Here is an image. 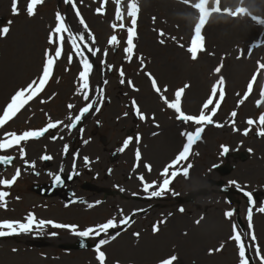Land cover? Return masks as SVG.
Masks as SVG:
<instances>
[{
  "label": "rangeland",
  "instance_id": "rangeland-1",
  "mask_svg": "<svg viewBox=\"0 0 264 264\" xmlns=\"http://www.w3.org/2000/svg\"><path fill=\"white\" fill-rule=\"evenodd\" d=\"M74 2L95 37L96 42L92 47L101 49L95 57L85 50V55L93 64L90 95H98V90L102 89L106 100L102 101L100 114L95 111L92 113L94 116L84 122L81 138L71 142L77 133L70 134L67 131L71 109L66 106L76 103V112H80L87 102L82 96L76 95L79 86L77 77L81 69L76 57L71 64L68 63L72 49L65 34L63 55L56 62L53 76L44 91L0 128L2 139L5 132L22 134L24 131L44 128L49 120L63 122L41 139L21 142L20 146L0 152V155L15 157L13 166L0 172V179H11L17 169L21 173L11 188H0L10 193L5 198L6 207L0 205V221L24 222L26 216L32 213L37 220L78 225V230L82 231L111 219L103 214L86 213L81 207L68 208L57 197L42 199L32 188L37 183L48 182L57 174L78 172L76 177L80 178L74 179L69 189L75 198L87 195L90 201L89 194L79 184L93 173L101 169L105 172L111 167L114 179L104 175L100 183L105 182L107 186L119 182V187H123L119 177H125L126 174L130 176V169L133 170L131 158L137 149L141 159L137 161L133 158L137 173L133 170L132 178L125 182L127 187L133 188L130 185L135 184L140 192V180H136V176L144 175L142 169L145 164L151 165L152 174L144 175V179L148 182H161V171L175 159L186 142L181 132L194 131L197 126L191 123L186 125L175 119V113L167 109L159 95L153 91L146 73H151L162 90L167 88L164 95L169 101L174 99V93L179 88L185 84L190 85L182 100V110L189 115H199L203 103L211 95L212 86L222 75L225 80V97L213 119L224 126L205 127L202 139L193 145L188 159L179 162L175 169H170L182 170L190 163L192 168L189 170V178L178 175L170 185L171 190L163 196L187 197L192 194L193 203L183 205L182 213H178L175 206L154 210L148 214L149 220H156L157 223L164 221L160 223L157 233H142L138 242L131 235L127 237L119 234L103 245L101 250L106 254L105 264H157L173 255L178 257L174 264H239L238 249L235 242L230 240L232 226L235 224L249 246L254 264H261L256 255V247L250 240V231L254 232L260 254L264 256V213L259 211V208L264 207V137L256 135L261 128L258 123L249 126L246 121H258L259 116L264 114V96H261L264 68H258V65L264 64V25L257 22L258 19H264V0H137L136 47L130 62L124 54L126 28L131 26L127 16L129 0H121L120 5L126 27H117L115 30L111 25H119L120 22L115 19L114 0H106L103 14L98 13L97 9L104 0ZM200 2H204V8L198 7ZM27 3L28 0H18L20 14L13 15L12 0H0V27H10L7 36L0 37V114L17 89L26 87L38 77L44 51L52 49L54 53V46L48 44L47 38L55 26L57 12L65 17V23L74 34L83 33L87 39V33L75 10L71 5H66L64 0H44L31 18L26 14ZM204 11L207 12L204 18L206 24L202 28L205 50L198 53L197 60L193 61L187 47L190 46L194 27L201 21ZM161 31L165 34L163 37L159 35ZM111 35L119 39L117 47L108 45ZM161 39L164 43L160 42ZM88 42L91 44L90 40ZM105 50L108 52L107 57L103 55ZM102 61L105 63L102 64ZM109 65L112 66L111 70L107 67ZM220 65H223L221 73L216 74L215 68ZM121 70L125 79L123 85L120 83ZM253 75H256L253 90L244 99ZM129 80L138 91L129 87ZM215 99H219V92ZM41 100L45 103H41ZM133 100L146 115L145 121L139 120L134 114L131 107ZM241 100L243 103H239ZM257 101H260L258 109ZM40 104L46 109H41L39 115ZM233 111L237 113L235 117L231 116ZM125 112L128 113L126 117ZM97 121H101L103 127L97 129ZM233 122L238 131H233ZM245 129H251L247 136L243 135ZM94 131L96 136H92ZM137 135L141 137L139 143H136ZM128 137H132L135 144L130 143L120 152L119 149ZM65 145H68L66 154ZM222 145L229 148L227 160L220 155ZM19 147L25 150L23 159L20 158ZM244 151L249 155L245 162L231 158L233 153ZM43 155H49L52 159L44 162L41 159ZM62 156H67V159L62 161ZM85 157L90 161L87 165ZM226 163L234 167L228 175L222 176L214 171V166ZM34 171L39 173L38 178L32 175ZM232 181L252 195L254 205L251 230L245 218V203L240 198L243 191L238 190L236 184L230 183ZM218 182L239 193V196L234 195L237 205L226 202ZM118 203L123 204L122 201ZM127 209L129 211L131 208ZM227 211L234 213L231 218H225ZM237 214L243 223L242 228L236 223ZM197 220H200L199 224ZM53 232L58 235H50ZM76 238L66 229H54L51 226L42 231L34 229L28 234L10 236L0 242V264H99L95 249L64 251L59 248L60 245L73 243ZM100 239L101 236L90 237L94 244ZM146 244L149 246L147 253L143 250ZM221 244H224L222 251L208 254L209 249L218 248Z\"/></svg>",
  "mask_w": 264,
  "mask_h": 264
},
{
  "label": "snow or ice",
  "instance_id": "snow-or-ice-1",
  "mask_svg": "<svg viewBox=\"0 0 264 264\" xmlns=\"http://www.w3.org/2000/svg\"><path fill=\"white\" fill-rule=\"evenodd\" d=\"M44 2V0H28L27 7H26V14L29 18L33 17L36 14L37 6L41 5ZM64 3L66 5H71L72 8L75 10L76 16L79 18V22L84 27V31L87 33V39L85 38V35L83 33L80 34H74L71 28L65 23V17L61 15L59 12L55 15V26L52 28V30L49 32L47 42L49 45L54 46V53L52 49H46L44 51L43 55V63L41 66L40 74L37 78L33 79L30 83L27 84L26 87L17 89L14 94L10 97L9 102L7 105L3 108L2 114H0V128H3L9 121H11L16 115L33 99L38 97L40 93H42L50 81V79L53 76L54 68L56 65V62L62 57L63 51H64V44H65V34L67 35L68 43L71 45V53L68 55V63L71 64L73 62L74 57L79 59L80 64V71L77 77V80L79 82V86L76 90V95L82 96L83 100L86 103V105L80 110L79 115H76L73 119L71 116L68 117L69 120H72V123L70 125H67L66 127L71 131L72 129L76 128L77 123L81 121V118L89 113V111L93 108H95V111L99 112L100 108L97 107V103H102L103 101V90L99 89V95L95 98L91 97V87H90V75L93 72V64L90 62L89 57L85 55V50H87L88 53L91 54L92 57L97 56L98 53L101 52V49L92 47L93 44H95V37L91 33V31L88 29L84 19L81 17V14L79 10L76 8V4L74 0H64ZM104 3H106V0L101 3L100 8L97 9V12L100 14H103L104 9ZM114 3L116 4V10H115V19L119 21V25L112 24L111 27L115 30L117 27L120 29H125V24L123 22L124 16L121 9V0H114ZM12 14L13 15H19V9H18V0H12ZM138 12L139 7L137 0H129L127 4V16L130 18L131 26L126 28L127 31V40H126V47L124 48V54L125 58L131 61V58L134 56V50L136 45L134 44V39L136 37V25H137V19H138ZM155 20V18H153ZM259 24L264 25V19H258L257 21ZM11 24V21L8 22ZM206 24V20L202 19V22L194 27V35L191 39L190 46L187 47V52L190 54V58L193 61H196L198 58V53L204 51V38L202 36V28ZM10 31V27L4 26L0 27V37H5ZM161 37H163L165 34L163 31L159 33ZM91 41V44L88 41ZM161 43H164V40L161 39ZM108 45L112 47H117L120 44L119 39L116 35H111L108 40ZM183 47V45H180ZM250 54V53H249ZM103 55L107 57L108 52L105 50ZM239 58V57H238ZM102 64L105 63V61L101 62ZM141 65L143 66V60L141 58ZM109 70H111L112 66H107ZM223 65H220L215 68V73L219 74L221 73ZM258 68H264V64L258 65ZM121 79L120 83L123 85L125 84L124 79V72L123 70L119 73ZM149 80L151 81L152 89L155 93H157L163 102L164 105H166L167 109L172 110L175 113V119L178 121H181L184 124L191 123L192 125H196L194 131H184L181 132V135L186 138V142L183 144L182 150L178 153V155L175 157L174 160L171 161L170 164L166 165L163 170L160 173V176L162 178L161 182H147L145 181L143 176H139L138 179L140 180V183L142 185V191L147 194V198H162L167 192H169L170 185L174 181V179L178 175H183L186 179L189 178L190 172L189 170L192 168V165L189 163L187 164V167L182 168V170H172L175 169V167L179 164L181 161H186L190 155V150L192 149L193 145H195L198 141L202 139V133L205 130V127L208 125H214L215 127H223V124L216 123L213 119V117L216 115L217 110L220 107L221 101H223L225 97V91H224V85L225 80L224 77L221 75L219 76V79L216 81V83L211 88V95L207 98V100L203 103L201 110L199 112V115H189L185 114L182 110V100L185 93V90L190 87V85L185 84L182 88H179L174 93V99L169 101V99L164 95V93L167 91V88L165 87L163 90L158 85L157 80L151 75V73H146ZM256 80V75H253L252 81H250L247 85V92L244 94V99L248 97V95L253 90V82ZM105 84H107V81H104ZM127 84L129 87H133V90L138 91V89H135L133 86V82L131 80L127 81ZM217 92H219V99H215L217 96ZM261 96H264V88L261 89ZM41 103H45V101L41 100ZM239 103H243V100H241ZM260 101H257V105L259 106ZM210 106H212L210 108ZM74 107L73 105H68V108L71 109ZM131 107L134 110V114L138 117L139 120L145 121L147 119L146 115L141 112L139 106L137 105L136 101L133 100L131 103ZM128 115L127 112L124 113V116L126 117ZM237 113L233 111L231 113L232 117H235ZM155 119V117H152ZM62 121L59 122H52L49 120L47 125L39 130H28L24 131L22 134H16L15 132H5L3 134V138L0 139V152H6L9 149H12L14 146H20L21 142H27L32 139H39L40 137L44 136L45 133H47L50 129L57 128L58 124H62ZM246 123L249 126H252L254 124H259L261 126L260 130L256 132V135L258 137H264V114H261L257 120L248 119ZM158 127V125H156ZM251 129H245L243 132V135L247 136L248 132ZM83 130L81 129V132ZM233 131H238V129L235 128L234 122H233ZM153 135H156V133H153ZM136 143L140 142L141 137L139 135L136 136ZM132 141V137H128L124 140L123 146L119 149L120 152H123ZM85 144L88 143L87 140L84 141ZM222 151L220 153L221 156H225L229 152V148L227 146H221ZM64 152H68V145L64 146ZM249 152H251V149H249ZM19 154L20 158L23 159L25 156V150L23 147H19ZM136 160L139 161L141 159V153L137 149L136 153ZM15 159V157L10 155H0V165L8 166L12 163V161ZM42 160L48 161L51 160L52 157L49 155H43L41 157ZM75 160V157H74ZM85 165H87L90 161L87 157L84 158ZM34 167V165H32ZM144 167L151 172V165L145 164ZM215 167V166H214ZM73 168L75 169V163L73 164ZM60 171H63V168L60 169ZM20 170L17 169L15 174L12 176L11 179H0V188H11L16 180L20 176ZM74 175H79L78 172H74ZM71 178V177H69ZM62 183V179L60 175L54 176V185H60ZM230 183L236 184L235 181H232ZM237 189L243 191V189L240 188L239 184H236ZM121 192L124 191V189H120ZM10 193L8 191L0 190V205H4L6 207V201L5 198ZM135 195V194H134ZM243 195L248 197V202L251 205L253 203L252 195L248 193L247 191H243ZM76 201H73L75 203ZM100 201H97L96 204H99ZM94 205L89 204L88 207L91 208ZM181 212H183V208L179 209ZM143 211V210H139ZM259 211L261 213H264V207L259 208ZM135 214V213H134ZM232 211L225 212V218H231L233 216ZM248 221H249V230L252 229V208L249 207L248 209ZM203 217H201V220ZM131 217H123L119 224H117L115 219H109L105 223L88 227L82 231L78 230V225H66L61 223H56L51 220H37L34 214L29 213L24 222L21 221H10V220H4L0 221V237H8V236H17L20 234H28L32 232L34 229L42 231L47 226H51L54 229H66L70 231L73 235L80 237V238H90V237H99L101 234H104L105 236L108 235L110 229H115L120 227L121 225H129L130 224ZM164 221H161L160 223H163ZM197 224L200 223V220L196 221ZM159 231V226L154 225L152 228L153 234L157 233ZM50 235L56 236L58 233L53 232ZM116 235H119V233H116ZM116 235L112 236L110 239H115ZM136 237H139V233H134ZM230 240L235 242V245L238 249V257H239V264H251V261L247 255L248 251V245L245 243V239L242 236L240 232L237 231V227L235 224L232 226V235L230 236ZM250 240L253 245L256 247V255L260 258L261 264H264V256H261L259 245L256 242V236L254 232L250 231ZM110 240L108 239H100L99 242L95 246L96 251V260L99 262V264H105L106 262V254L101 250L102 246L109 243ZM84 245L81 244V247ZM224 248V244H221L218 248L209 249L208 254L212 255L214 252H220ZM13 251H16L13 249ZM178 260V257L173 255L167 259H162L160 261V264H174L175 261Z\"/></svg>",
  "mask_w": 264,
  "mask_h": 264
},
{
  "label": "flooded vegetation",
  "instance_id": "flooded-vegetation-1",
  "mask_svg": "<svg viewBox=\"0 0 264 264\" xmlns=\"http://www.w3.org/2000/svg\"><path fill=\"white\" fill-rule=\"evenodd\" d=\"M72 113L73 112H71V114ZM80 135H81V131L80 129H78L77 138L80 137ZM66 158L67 156H64L63 159L65 160ZM132 173L130 176L128 174H126L125 177H123V175L121 176V182L124 185L123 187H119V182H114V186H112V188L119 191L118 193L120 195L117 196V198L119 199V201H122L124 205L118 203L119 201H117L116 197H107V198L104 197L102 190L103 188H101L100 192L92 193V196H97V197L90 198V200L100 201V203L96 204V203L88 202L89 201L88 198L84 197V210L88 213L97 212L99 214H104L105 217H109L115 220L118 219L122 214L127 212L126 214L131 215V217L133 218L132 221L133 228L131 231V235L138 240L140 238L136 237L134 233H139V235L142 233L147 234L152 231L154 225H158V226L160 225V223H157L156 220L154 221L149 220L150 219V217H148L149 213H152L156 209H160V208L168 209L170 206H176L177 204H182V203L176 201L177 199L174 196L149 199L147 198V194L142 191V188L140 192H138V189L136 187L137 185L135 184L130 185L133 188L127 187V184H125V182H128V180L132 178L133 176ZM121 188L124 189L123 192L120 191ZM89 204H92L94 206L89 208L88 207ZM136 205H142V206L137 207ZM127 208H131V209H129L128 211ZM139 210H143V211H139ZM140 218L141 220L138 222Z\"/></svg>",
  "mask_w": 264,
  "mask_h": 264
},
{
  "label": "water",
  "instance_id": "water-1",
  "mask_svg": "<svg viewBox=\"0 0 264 264\" xmlns=\"http://www.w3.org/2000/svg\"><path fill=\"white\" fill-rule=\"evenodd\" d=\"M227 156V154L225 155V157ZM233 157H238L242 162H244L247 158V155L246 153H241V154H236V155H233ZM3 166L4 168H6L7 166H4V165H0V167ZM217 171L221 174V175H227L230 173V171L232 170V167L226 165L224 167H216ZM218 185L221 186L222 185V182H218ZM222 192H226V193H231V190L229 188H224L222 190ZM248 201V199H247ZM248 206L250 207V204L248 202ZM81 244H83L84 246L81 247ZM89 246L87 245V242L85 240H82V239H79L77 243H75L74 245H70V246H60V248L62 249H84V248H88ZM250 259V258H249ZM251 261V259H250ZM251 264H252V261H251Z\"/></svg>",
  "mask_w": 264,
  "mask_h": 264
}]
</instances>
